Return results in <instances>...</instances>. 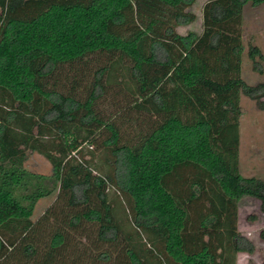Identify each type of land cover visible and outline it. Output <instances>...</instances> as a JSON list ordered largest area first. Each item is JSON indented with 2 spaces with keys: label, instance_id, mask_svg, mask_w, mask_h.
<instances>
[{
  "label": "trees",
  "instance_id": "obj_1",
  "mask_svg": "<svg viewBox=\"0 0 264 264\" xmlns=\"http://www.w3.org/2000/svg\"><path fill=\"white\" fill-rule=\"evenodd\" d=\"M193 2L0 0V264H234L253 251L237 202L264 212V180L239 172V96L264 110V79L241 75V25L264 0H206L199 33L179 34ZM246 56L261 73L259 48ZM27 151L53 184L24 167Z\"/></svg>",
  "mask_w": 264,
  "mask_h": 264
},
{
  "label": "rangeland",
  "instance_id": "obj_2",
  "mask_svg": "<svg viewBox=\"0 0 264 264\" xmlns=\"http://www.w3.org/2000/svg\"><path fill=\"white\" fill-rule=\"evenodd\" d=\"M206 0H194L187 8L195 15L194 21L176 28L177 33H199L201 29V6ZM241 40L243 51L241 56V75L248 83L264 79V3L252 6L246 3L242 10ZM248 44H255L263 58L260 62L262 72L251 68L246 56ZM264 98V97H263ZM241 113L238 118V168L243 176H257L264 180V110L258 109L252 99L240 94ZM26 169L43 174L46 182L53 184L50 178L51 166L47 159L36 151H27L23 162ZM53 190L46 196L36 200L31 218L34 219L54 198ZM258 199L243 197L237 202L236 228L253 243L251 253L239 251L235 253L234 264H264V240L258 231L264 228V212L258 208ZM250 215H252L251 218Z\"/></svg>",
  "mask_w": 264,
  "mask_h": 264
},
{
  "label": "crops",
  "instance_id": "obj_3",
  "mask_svg": "<svg viewBox=\"0 0 264 264\" xmlns=\"http://www.w3.org/2000/svg\"><path fill=\"white\" fill-rule=\"evenodd\" d=\"M239 252V251H238Z\"/></svg>",
  "mask_w": 264,
  "mask_h": 264
}]
</instances>
